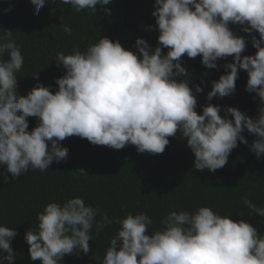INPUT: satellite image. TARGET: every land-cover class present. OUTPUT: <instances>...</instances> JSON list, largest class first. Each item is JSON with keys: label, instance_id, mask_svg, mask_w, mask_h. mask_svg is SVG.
<instances>
[{"label": "clouds", "instance_id": "obj_1", "mask_svg": "<svg viewBox=\"0 0 264 264\" xmlns=\"http://www.w3.org/2000/svg\"><path fill=\"white\" fill-rule=\"evenodd\" d=\"M60 2L95 15L98 6L111 0ZM31 3L38 14L46 0ZM154 9L159 30L154 50L144 38L136 39L134 52L102 36L83 52L76 48L67 55L59 52L55 61L66 71L56 79L55 92L38 82L26 96L18 94L16 73L24 57L11 30L0 36V165L6 166V173L18 179L29 169L47 171L54 161L67 159L69 149L61 141L72 136L116 150L134 145L138 153L155 155L164 153L169 137L179 133L194 154V168L215 172L228 163L238 142L248 145L243 135L247 130L256 137L250 151L264 157V0H155ZM230 25L251 36L254 55H242L249 40ZM59 28L72 31L68 25ZM5 54L7 59H2ZM185 54L201 56L207 69L232 57L224 63V73L212 81L206 99L234 94L239 72L245 70V90L260 100L258 116L252 118L232 106L222 116L221 106L212 103L198 114L197 94L204 89L201 84L190 87L192 78L182 64ZM28 117L38 118L31 131ZM3 180L8 183L7 174ZM243 202L249 217L264 218V207L247 198ZM37 220L24 239L31 260L41 264H61L65 255L88 254L93 229L99 234L113 223L81 197L48 203ZM119 223L102 264H264V234L250 222L208 206L171 211L161 219L162 227L151 233L153 220L144 212H129ZM16 236L14 228L0 225V264H15Z\"/></svg>", "mask_w": 264, "mask_h": 264}, {"label": "trees", "instance_id": "obj_2", "mask_svg": "<svg viewBox=\"0 0 264 264\" xmlns=\"http://www.w3.org/2000/svg\"><path fill=\"white\" fill-rule=\"evenodd\" d=\"M154 4L155 0H111L108 5L98 6L100 11L92 15L88 10L76 12L60 0H46L45 6L35 14L31 0H0V36L11 30L12 39L24 57L23 66L16 73L18 94L26 96L38 82L51 86L53 92L58 90L55 81L66 70L55 61L57 53L67 55L74 48L83 52L102 36L118 40L134 52L136 39L144 38L154 50L159 36L152 15ZM104 8L111 12L105 13ZM8 9L11 10L6 11ZM61 24L70 26L71 33L59 28ZM230 28L249 40L242 55H254L257 49L251 44V36L238 25H230ZM163 51L167 53V49ZM2 59H7V54ZM231 61L232 57L227 61L220 59L216 69H207L201 56L188 58L185 54L182 58L192 78L190 87L201 84L204 89L197 94L198 114H202L203 106L212 103L221 106L222 116L228 106L237 107L252 118L258 116L260 100L255 93L245 90L248 80L245 70L239 72L234 94L214 97L212 101L206 99L212 81L219 79L225 71L224 63ZM37 73L38 78H34ZM28 120L31 131L37 126L38 118L28 117ZM243 135L248 145L238 142L228 163L215 172L194 168V154L186 138L179 133L169 137L170 144L162 154H141L134 145L116 150L72 136L61 141V146L69 149L67 159L59 163L54 161L47 171L29 169L17 179L6 173V166L0 165V225L17 232L12 241L15 264H41L40 260H31L25 233L37 227V215L48 203L63 204L73 197H81L86 205L99 207L101 214L107 213L113 223L99 234L93 229L88 254L65 255L61 264H102L106 248L120 228L119 221L129 212L149 215L153 220L149 226L151 233L162 227L161 219L171 211L193 212L208 206L234 220L244 219L264 234V218L249 217V209L243 202L247 198L258 207H264V157L257 158L250 151L249 145L256 139L255 135L247 130ZM5 174L9 177L8 183L3 180ZM96 256L101 260L94 259Z\"/></svg>", "mask_w": 264, "mask_h": 264}]
</instances>
